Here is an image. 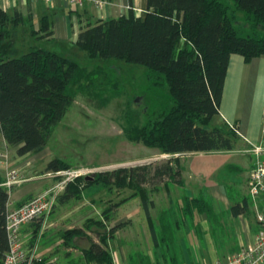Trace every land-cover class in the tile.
<instances>
[{
    "label": "trees",
    "instance_id": "obj_1",
    "mask_svg": "<svg viewBox=\"0 0 264 264\" xmlns=\"http://www.w3.org/2000/svg\"><path fill=\"white\" fill-rule=\"evenodd\" d=\"M29 20L0 9V133L6 145L20 156L36 154L46 147L54 127L74 100L75 86L101 68L89 70L41 47H30L18 56L3 55L4 42L17 26ZM50 26L47 17H42L38 30L29 26L30 34L50 39ZM74 45L96 62L118 60L143 66L150 89L165 90L164 99L146 114L150 117L138 128L135 139L169 155L166 160L152 171L149 167L122 168L99 173L94 179L104 186L118 181L119 188L134 187L146 211L148 194L141 186L148 185L156 192L166 181L179 182L181 155L234 149L238 138L235 130L227 123L212 121L219 115L230 55L239 54L245 61L264 55V0H147L143 18L130 14L87 24L79 29ZM62 167L59 159L52 158L46 162L44 172ZM1 182L0 178L3 259L8 250L5 220L9 193ZM77 182L86 184L78 178L68 182L57 196L56 205L79 196L75 191ZM107 215L102 212L101 216ZM102 222L99 217L92 223L100 227ZM36 224H32L34 231L30 230L34 237L40 226ZM120 226L88 229L99 242L87 237L85 259L111 264L105 239ZM85 229L76 232L85 236Z\"/></svg>",
    "mask_w": 264,
    "mask_h": 264
},
{
    "label": "crops",
    "instance_id": "obj_2",
    "mask_svg": "<svg viewBox=\"0 0 264 264\" xmlns=\"http://www.w3.org/2000/svg\"><path fill=\"white\" fill-rule=\"evenodd\" d=\"M106 1L97 7L92 3L79 6L66 0H0V9L7 14L17 13L30 19L28 24L13 30L2 46L3 55L18 56L25 46L29 49L43 45L42 48L66 58L84 57L85 52L74 45L81 27L130 14L143 18L146 12L147 0ZM42 17L50 22V39L30 34L29 26L38 30ZM263 117L264 55L249 61L239 54L230 55L219 115L212 122L236 126L238 138L234 149L181 155L180 181H166L157 193L148 195L146 211L137 197V206L114 223L121 226L105 239L111 264H215L253 243L259 228L257 216L264 215V195L248 193L247 178L255 156L244 150L259 146L262 148L259 157L264 160ZM45 150L46 147L36 154L17 155L0 133V154L4 155L0 157L1 184L7 166L16 169L24 179L7 189L12 206L42 192V175L38 170L47 162L43 160ZM229 189H233V194ZM27 225L25 230L22 227L21 237L30 234ZM77 238H73L74 243ZM92 239L99 242L97 237ZM36 244L28 248L24 243V247L37 251ZM83 244L82 251L88 248V239ZM58 250L55 247L42 264H58L55 262ZM61 264L98 263L84 256L77 259L69 256Z\"/></svg>",
    "mask_w": 264,
    "mask_h": 264
},
{
    "label": "rangeland",
    "instance_id": "obj_3",
    "mask_svg": "<svg viewBox=\"0 0 264 264\" xmlns=\"http://www.w3.org/2000/svg\"><path fill=\"white\" fill-rule=\"evenodd\" d=\"M28 50V46H25L24 52ZM72 59L89 70L95 69V66L101 68L95 69L87 80L75 86L72 104L47 141L43 160L59 159L64 164L59 170L61 173L47 176L44 168L38 173L42 175V192L59 185L66 186L77 178L86 184L77 182V189L74 188L79 195L77 198L62 205L55 203L44 227L39 224L36 237L33 233L27 236L22 234L28 248L37 243L36 252H42L41 264L49 259L48 255L55 247L59 248L57 259L54 258L58 264L69 256L76 259L83 257L81 247L87 242L86 237H96L88 229H98L99 225L92 222L102 212L108 214L101 219L103 226L109 228L137 206L136 198L140 196L134 187L119 188L116 186L118 181L104 186L101 182H94L97 174L122 168L142 170L149 167L152 171L166 160L160 149L146 146L135 139L138 128L150 117L146 114L165 97V90L150 89L145 78V67L118 60L96 62L86 55ZM80 170H84V174L74 176ZM141 187L148 195L154 193L148 185ZM63 190H58V195ZM232 190L229 189L230 194H233ZM32 224L36 223L27 225L29 232L34 231ZM103 226L99 229L103 230ZM81 227L86 228L85 236L76 232ZM74 237H78L75 243Z\"/></svg>",
    "mask_w": 264,
    "mask_h": 264
},
{
    "label": "built area",
    "instance_id": "obj_4",
    "mask_svg": "<svg viewBox=\"0 0 264 264\" xmlns=\"http://www.w3.org/2000/svg\"><path fill=\"white\" fill-rule=\"evenodd\" d=\"M52 1V0H46ZM69 3L79 6L85 3H92L101 7L107 3L106 0H66ZM237 133L233 124H229ZM264 126V117H263ZM262 148L252 145L250 149L244 150L247 153H253L255 161L249 171L247 178L248 193L251 196L264 195V160L260 156ZM169 155H165L168 157ZM0 157H4L0 154ZM84 170L74 173V176L84 174ZM52 174L59 175L61 171H48L47 176ZM5 181L1 184L6 189H10L15 184L21 183L24 179L19 172L7 166ZM65 186L59 185L55 189L46 190L36 194L19 206H12L9 202L6 205L5 232L8 240V250L3 256L1 264H40L41 257L33 248L26 250L24 241L21 237V229L24 225L39 223L41 227L46 224L49 215L56 203L58 190H63ZM258 231L253 243L240 249L238 252L226 256L215 264H264V215L257 216Z\"/></svg>",
    "mask_w": 264,
    "mask_h": 264
}]
</instances>
